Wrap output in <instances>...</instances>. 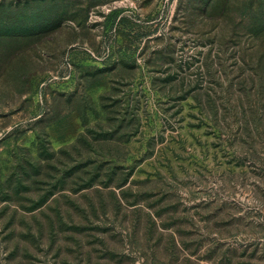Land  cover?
Returning a JSON list of instances; mask_svg holds the SVG:
<instances>
[{
    "label": "rangeland",
    "instance_id": "obj_1",
    "mask_svg": "<svg viewBox=\"0 0 264 264\" xmlns=\"http://www.w3.org/2000/svg\"><path fill=\"white\" fill-rule=\"evenodd\" d=\"M0 264H264V0H0Z\"/></svg>",
    "mask_w": 264,
    "mask_h": 264
}]
</instances>
